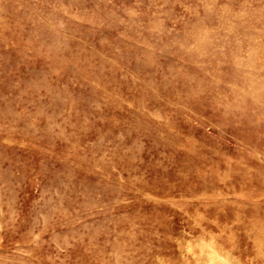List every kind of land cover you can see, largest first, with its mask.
<instances>
[{
	"label": "rangeland",
	"instance_id": "obj_1",
	"mask_svg": "<svg viewBox=\"0 0 264 264\" xmlns=\"http://www.w3.org/2000/svg\"><path fill=\"white\" fill-rule=\"evenodd\" d=\"M0 264H264V0H0Z\"/></svg>",
	"mask_w": 264,
	"mask_h": 264
},
{
	"label": "bare ground",
	"instance_id": "obj_2",
	"mask_svg": "<svg viewBox=\"0 0 264 264\" xmlns=\"http://www.w3.org/2000/svg\"><path fill=\"white\" fill-rule=\"evenodd\" d=\"M252 163V162H251Z\"/></svg>",
	"mask_w": 264,
	"mask_h": 264
}]
</instances>
